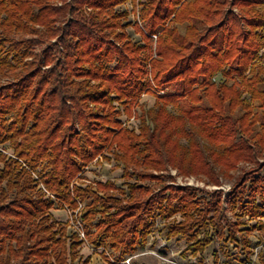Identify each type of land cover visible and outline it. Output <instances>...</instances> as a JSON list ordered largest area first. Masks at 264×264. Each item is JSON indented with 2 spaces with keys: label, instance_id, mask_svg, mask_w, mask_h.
Returning <instances> with one entry per match:
<instances>
[{
  "label": "trees",
  "instance_id": "16d2710c",
  "mask_svg": "<svg viewBox=\"0 0 264 264\" xmlns=\"http://www.w3.org/2000/svg\"><path fill=\"white\" fill-rule=\"evenodd\" d=\"M127 1L0 0V75L12 77L0 82V144L9 142L16 156L0 153V255L9 253L0 256V264H74L84 240L104 247L106 256L111 250L115 258L108 264H119L146 245L155 219L177 214L181 219L163 233L186 236L187 250L198 257L217 237L227 242L243 232L244 221L229 219L214 199L222 190L206 199L193 187L166 183L165 171L202 173L219 184L215 164L222 170L234 167L246 140H231L239 132L250 133L255 123L260 129L255 138L264 150V65L254 63L264 42L256 1L143 0L139 16L149 31L134 23L147 40L142 45L126 31L132 25L122 21L127 12L116 9ZM184 23L181 33L178 25ZM160 29L152 71L160 87L177 81L182 89L158 93L155 105L141 113L139 130L125 127L120 116L131 115L147 94L144 61L152 56L148 41ZM39 44L48 45L33 51ZM223 68L241 82L212 83ZM241 85L251 100L261 101V116L252 113ZM183 99L190 103L178 113L168 109ZM239 107L244 112L234 119ZM108 149L123 164V176L136 173L143 182L122 188L112 180L96 181L103 197L74 180ZM40 167L45 187L62 208L75 211L79 201L94 197L81 215L85 239L69 234V220L54 218L56 199L36 191L31 170ZM245 178L230 193L231 203L240 205V216L264 217V173L252 178L243 202L239 188ZM145 180L162 186L155 191ZM258 227L264 229V223ZM244 233L238 253L221 250L224 264L252 261L254 250ZM257 264H264V247Z\"/></svg>",
  "mask_w": 264,
  "mask_h": 264
},
{
  "label": "rangeland",
  "instance_id": "374dc122",
  "mask_svg": "<svg viewBox=\"0 0 264 264\" xmlns=\"http://www.w3.org/2000/svg\"><path fill=\"white\" fill-rule=\"evenodd\" d=\"M143 0H128L124 4L119 5L116 9L119 12L126 11L127 16L122 18V21L127 23L131 22L132 25L128 26L126 28L127 33L132 38L133 41L137 42L138 44H146L147 40L144 38L143 34L137 30L134 23H138L142 31H149L146 22H143L140 20V14L139 11L142 8L141 2ZM256 4L254 6V9L258 11V14L260 17L258 18L259 22V31L263 34V42H264V0H255ZM232 9V7H228L227 10ZM235 12H240L238 9H234ZM187 24H179V30L181 33H184L186 30ZM162 29V28H161ZM161 29L158 30L157 34H152L150 40L148 41L149 50L147 52L151 53L152 56L149 57L144 61V66L146 68L147 74H146V81L148 82V86L145 90L149 96H142L140 101L135 105L133 112L131 115L123 114L120 116L121 119L124 120L123 126L129 127V128H135L139 130V127L141 124V113L149 108H152L155 105V99L152 97H156L158 95L157 92L152 90V87H157L158 90H164L165 92L160 94L163 95L169 91H180L182 89V85L180 83L176 82H169L165 85V87H160L159 84L156 81L155 74L152 71V65H151V59L156 57V50H157V43H158V34L161 33ZM56 40V39H53ZM48 44H39L36 45L33 51H40L44 47H46ZM145 52V53H147ZM144 53V54H145ZM143 54V55H144ZM254 63H257L259 65H264V45H262L256 54V58L254 60ZM116 62L113 63L115 65ZM49 67V66H47ZM248 68L245 71V75H250ZM228 68L221 69L215 76L211 78L212 83H216L217 85L220 84H227L232 85L233 82H241L240 78H237L235 76H226ZM225 74V75H224ZM225 76V78H224ZM165 78V74L163 75ZM217 77V78H215ZM11 76H3L0 75V82L5 83L8 80H10ZM222 78V79H221ZM242 91V97L245 99L247 103L251 106L252 113L256 114L257 116H261L263 109L261 107V101L260 100H251L250 95L248 92L243 91L242 85L239 87ZM146 94V95H147ZM151 95V96H150ZM264 102V100H263ZM188 99H183L181 101V104L178 107H174L172 105L168 106V109L171 110L173 113H178L183 106H186L189 104ZM207 103V102H206ZM205 103V104H206ZM117 105H119L118 102H116ZM119 108L122 109V106L119 105ZM180 108V110H179ZM244 112V109L239 107L236 109L234 113V119L237 118L239 115H241ZM252 130H250V133H237L234 134L233 140L231 142L236 143L242 139L246 140V143H244V148L241 151L236 152L238 155V160L235 162V165L233 168L229 170H222V164H215V175L220 181L219 184L209 182L205 175L202 173L199 174H185L180 172L177 168L171 167L168 171H165L166 177L165 181L166 183L172 182L180 186H190L197 190V193L200 197L206 198V199H212L214 191L215 190H222V193L217 198L219 199L224 206L225 212L224 215L227 216L231 220L236 219H242L244 221L242 224L239 225V229H243L242 233L244 231L250 230L246 234L248 239L251 240V245L253 247V254L252 258L258 259V252L262 247H264V229H260L258 227L259 222L264 223V217L256 216L253 218H249V216H240L241 209L240 205L237 203V201L231 203V195L230 193L233 191L234 186H236L238 183H241L242 180L245 178V181L243 182V185L239 188L241 191V200L244 202L247 200V195L249 193L248 187L251 186L252 178L254 176L262 175L264 173V150L262 147L257 144L256 141V132H259V125L253 124ZM259 135V134H258ZM181 142L183 144H187V139L185 137L181 138ZM202 143L207 144V140L202 139ZM230 142V144H232ZM251 145V146H250ZM255 152L253 156H257L255 158L252 157V152ZM0 153L7 155V159L10 157L14 158L16 157L13 154V149L11 147V144L9 142L0 144ZM114 156V149H108L105 150L104 153L100 154L93 162L88 164L84 171L79 175L77 179L74 180V183L77 185H90L94 191L98 192L99 195L105 197V193L102 191H98V188L96 186V181H108L112 180L115 182V184L118 187L127 188V183L129 182H135L137 181V175L136 173H133L131 177H125L123 176V164L116 161ZM232 157V156H231ZM249 157V158H248ZM259 167V170H256L253 172V174H249L252 169L255 167ZM32 176L35 178V181L33 182L34 186L36 187V191L39 194L44 195V197H52L56 199V203L53 209H51V212L53 213V216L55 219L61 222L70 221V224L68 225V231L69 234H73L74 232H77L82 239H85L84 234V227L83 222L81 219L82 213H85L88 211V205L94 200L93 196H89L85 201H79V206L75 211L69 210V208H62V202L58 201L56 198V194L45 187V184L42 180V168H38L36 170H31ZM140 183H142V180H138ZM6 182V181H5ZM145 184L150 185L153 190H158L162 184L154 181L145 180ZM5 185V184H4ZM259 192L256 193V200H259ZM98 209L102 210L103 208L101 206L98 207ZM181 219V215L177 214L176 216L172 217H158L155 219V226L153 230L150 232L148 236V241L146 245L143 248H139L137 251V254H139L135 258V264H159V258L158 255L153 252L154 250L158 249V246L161 242V239H159L156 235V232L160 230L159 236L166 237V235L163 233V230H165L166 226L171 223L174 219ZM157 221H159V225H157ZM224 223H226L224 221ZM204 231H200L197 234L198 238H201ZM242 233L237 234L236 240L229 239L227 242H225L222 238H216L212 243H210L207 247L204 253L198 257V263L200 264H224L226 260V255L221 252V250H227L231 253H238L240 249L242 248L241 244V235ZM160 236V237H161ZM151 241V242H150ZM10 241L7 240V243ZM150 242V243H149ZM15 245V242H12ZM189 241L187 240L186 236H177L173 237V239L170 242V252H176L181 253V255L185 256L187 260V255L189 253L192 254L189 250H187V247L189 245ZM147 245L148 248L152 250V252H147ZM79 254L76 260L74 261V264H83V261H85L87 258L90 259L88 264H108L111 263L113 259L115 258V255L112 253L111 250L107 251V256L104 254V247H97L94 243L89 242L87 240H84L83 243L80 245ZM183 252V254H182ZM218 252V261L215 263V253ZM9 253H5L0 255L2 258L8 256ZM54 261V259H51ZM121 264V263H119ZM254 264H257L256 262Z\"/></svg>",
  "mask_w": 264,
  "mask_h": 264
},
{
  "label": "built area",
  "instance_id": "2783aa9c",
  "mask_svg": "<svg viewBox=\"0 0 264 264\" xmlns=\"http://www.w3.org/2000/svg\"><path fill=\"white\" fill-rule=\"evenodd\" d=\"M152 90H154L155 92L162 94L165 91L164 90H158L157 87H152ZM157 225H159V221H157ZM160 230H158L156 232V236L161 239V242L158 246L157 250H154L153 252H155L158 255L159 258V264H199L198 263V256L194 255L193 253H189L187 255V260L185 258V256L181 255V253H176V252H170V242L173 238H169L168 236L166 237H161L159 236ZM151 242V241H150ZM149 242V243H150ZM241 250V249H240ZM147 252L144 253H148V252H152L151 249L148 248L147 245ZM183 254V252H182ZM139 254L135 253L133 255L127 256L125 258H123L121 260V264H135V258L138 256ZM114 260V259H113ZM258 263V259H254L252 258V261H246L243 264H254V263Z\"/></svg>",
  "mask_w": 264,
  "mask_h": 264
},
{
  "label": "crops",
  "instance_id": "0c3cea01",
  "mask_svg": "<svg viewBox=\"0 0 264 264\" xmlns=\"http://www.w3.org/2000/svg\"><path fill=\"white\" fill-rule=\"evenodd\" d=\"M144 96H149V94H147V95H144ZM151 96V95H150ZM152 97L155 99V101H156V97H154L153 95H152ZM155 103V102H154Z\"/></svg>",
  "mask_w": 264,
  "mask_h": 264
}]
</instances>
